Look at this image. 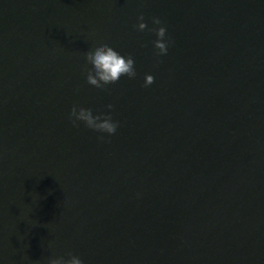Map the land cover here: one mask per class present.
Wrapping results in <instances>:
<instances>
[{
  "label": "water",
  "instance_id": "obj_1",
  "mask_svg": "<svg viewBox=\"0 0 264 264\" xmlns=\"http://www.w3.org/2000/svg\"><path fill=\"white\" fill-rule=\"evenodd\" d=\"M99 44L136 77L87 85ZM73 105H112L117 132L73 127ZM68 253L264 264V0H0V264Z\"/></svg>",
  "mask_w": 264,
  "mask_h": 264
},
{
  "label": "clouds",
  "instance_id": "obj_2",
  "mask_svg": "<svg viewBox=\"0 0 264 264\" xmlns=\"http://www.w3.org/2000/svg\"><path fill=\"white\" fill-rule=\"evenodd\" d=\"M140 21L137 30L144 32L147 28L144 23V16L138 17ZM154 27L151 31L154 33L156 40L153 42L155 55L163 57L168 54L170 41L166 38V28L158 18L152 19ZM85 69V83L93 88L105 90L108 86L117 84L122 77L129 80L136 77L134 68V59L131 55H122L114 50L108 44H99L87 51L83 55ZM154 83L152 75H146L144 78V87H149ZM112 105H108L109 114H93L91 108H84L73 105L68 111V121L73 127L83 124L86 128L101 134L99 139L103 140L105 135L113 136L117 132L119 124L113 121L110 114ZM68 258L60 256L49 258L48 264H83L82 260L71 253L67 254Z\"/></svg>",
  "mask_w": 264,
  "mask_h": 264
}]
</instances>
